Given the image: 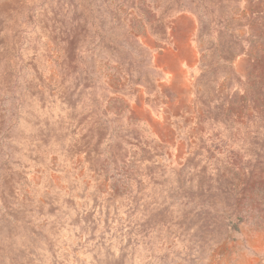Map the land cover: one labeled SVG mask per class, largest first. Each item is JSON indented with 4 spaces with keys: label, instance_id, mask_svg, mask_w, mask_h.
Returning a JSON list of instances; mask_svg holds the SVG:
<instances>
[{
    "label": "rangeland",
    "instance_id": "rangeland-1",
    "mask_svg": "<svg viewBox=\"0 0 264 264\" xmlns=\"http://www.w3.org/2000/svg\"><path fill=\"white\" fill-rule=\"evenodd\" d=\"M0 264H264V0H0Z\"/></svg>",
    "mask_w": 264,
    "mask_h": 264
}]
</instances>
